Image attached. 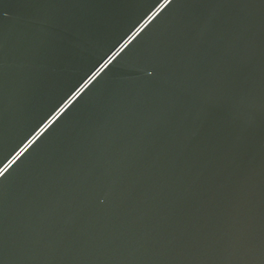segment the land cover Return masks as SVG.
Returning <instances> with one entry per match:
<instances>
[{
    "label": "water",
    "instance_id": "obj_1",
    "mask_svg": "<svg viewBox=\"0 0 264 264\" xmlns=\"http://www.w3.org/2000/svg\"><path fill=\"white\" fill-rule=\"evenodd\" d=\"M0 264H264V0H0Z\"/></svg>",
    "mask_w": 264,
    "mask_h": 264
}]
</instances>
